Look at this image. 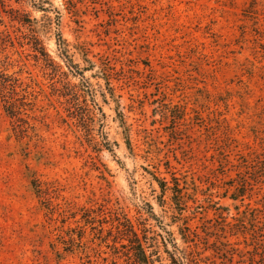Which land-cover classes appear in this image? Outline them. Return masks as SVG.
Wrapping results in <instances>:
<instances>
[{
    "label": "rangeland",
    "instance_id": "374dc122",
    "mask_svg": "<svg viewBox=\"0 0 264 264\" xmlns=\"http://www.w3.org/2000/svg\"><path fill=\"white\" fill-rule=\"evenodd\" d=\"M5 75L0 264H264V0H0Z\"/></svg>",
    "mask_w": 264,
    "mask_h": 264
},
{
    "label": "trees",
    "instance_id": "16d2710c",
    "mask_svg": "<svg viewBox=\"0 0 264 264\" xmlns=\"http://www.w3.org/2000/svg\"><path fill=\"white\" fill-rule=\"evenodd\" d=\"M12 19L13 20H16L17 22L19 23H25L26 22H30V19L27 17V18H20L19 16H15L14 14H12ZM26 19V20H25ZM61 58L64 59V61L66 62V65L67 67L73 72V68L77 69L76 66H74V64H72V62L70 61V59L68 58L67 54H60ZM77 70H75V72H77ZM78 73V72H77ZM81 75V74H80ZM10 76L9 75H5V76H0V89H4V88H8V85H10ZM15 84V83H14ZM13 90V89H11ZM8 113L9 114H13L14 112V108H6ZM159 185L161 187V189L163 190L164 188V184L162 182H159ZM128 227H132L130 224L128 225ZM130 231L132 232V240H129L130 242V245L133 249L132 253H133V258L135 260V262L139 263V264H148L150 261H149V257L148 255H146V252H145V248L143 246V244L141 243L140 239H139V236L137 235V233L135 231L132 230V228H130ZM174 247L175 244H173ZM171 253H169L170 255ZM180 260H182V264H185L184 261H185V257L184 256H180L179 257ZM170 259L172 261H174V256L171 255Z\"/></svg>",
    "mask_w": 264,
    "mask_h": 264
}]
</instances>
